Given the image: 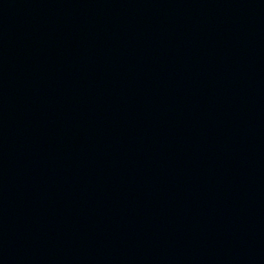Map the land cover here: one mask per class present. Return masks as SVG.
<instances>
[{
	"label": "water",
	"instance_id": "water-1",
	"mask_svg": "<svg viewBox=\"0 0 264 264\" xmlns=\"http://www.w3.org/2000/svg\"><path fill=\"white\" fill-rule=\"evenodd\" d=\"M0 264H264V0H0Z\"/></svg>",
	"mask_w": 264,
	"mask_h": 264
}]
</instances>
